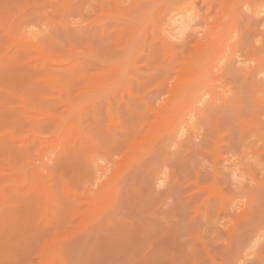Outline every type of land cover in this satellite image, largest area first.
I'll return each instance as SVG.
<instances>
[{
	"label": "rangeland",
	"instance_id": "obj_1",
	"mask_svg": "<svg viewBox=\"0 0 264 264\" xmlns=\"http://www.w3.org/2000/svg\"><path fill=\"white\" fill-rule=\"evenodd\" d=\"M0 264H264V0H0Z\"/></svg>",
	"mask_w": 264,
	"mask_h": 264
},
{
	"label": "bare ground",
	"instance_id": "obj_2",
	"mask_svg": "<svg viewBox=\"0 0 264 264\" xmlns=\"http://www.w3.org/2000/svg\"><path fill=\"white\" fill-rule=\"evenodd\" d=\"M195 71V70H194ZM192 72V71H191Z\"/></svg>",
	"mask_w": 264,
	"mask_h": 264
}]
</instances>
